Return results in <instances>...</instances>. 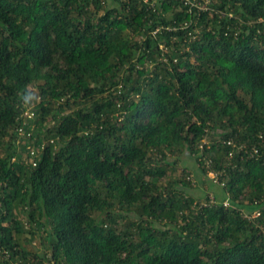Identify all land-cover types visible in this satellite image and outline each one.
Wrapping results in <instances>:
<instances>
[{
    "label": "trees",
    "instance_id": "1",
    "mask_svg": "<svg viewBox=\"0 0 264 264\" xmlns=\"http://www.w3.org/2000/svg\"><path fill=\"white\" fill-rule=\"evenodd\" d=\"M0 264H264V0H0Z\"/></svg>",
    "mask_w": 264,
    "mask_h": 264
},
{
    "label": "rangeland",
    "instance_id": "2",
    "mask_svg": "<svg viewBox=\"0 0 264 264\" xmlns=\"http://www.w3.org/2000/svg\"><path fill=\"white\" fill-rule=\"evenodd\" d=\"M183 168L189 174L188 177L190 179V184L189 186L185 187L182 185L180 186L187 194L196 197L197 201H199L198 199L202 200L201 198L203 197V195L207 193L210 198H212L215 193L219 195L220 199L222 198L221 185L218 182L214 181V178H212L213 175L208 173L207 177H203L202 173H200V171L198 170L194 160L183 155L180 156L179 159H177L176 164L173 166V170H168V175L162 178L161 181L164 183L169 178L178 179L179 177H182L181 172ZM210 180H212L213 183Z\"/></svg>",
    "mask_w": 264,
    "mask_h": 264
},
{
    "label": "built area",
    "instance_id": "3",
    "mask_svg": "<svg viewBox=\"0 0 264 264\" xmlns=\"http://www.w3.org/2000/svg\"><path fill=\"white\" fill-rule=\"evenodd\" d=\"M19 132L21 133L22 132V130H21V128L19 129ZM227 143H231V141H228ZM34 151L32 150L31 151V154L33 153ZM210 174H212L213 176H212V178H214V181H216V182H218V179H217V175H216V172H214V171H210L209 172ZM210 198V197H209ZM214 201V199H213V197L212 198H210V202H213ZM228 200L227 199H225V200H223V205L224 206H228ZM243 215L245 216V217H247V218H255V217H258L259 215H260V210H253L252 212H248V211H245V210H243Z\"/></svg>",
    "mask_w": 264,
    "mask_h": 264
}]
</instances>
